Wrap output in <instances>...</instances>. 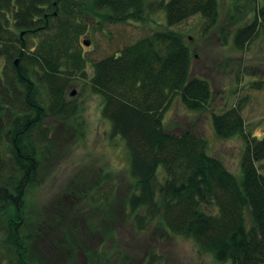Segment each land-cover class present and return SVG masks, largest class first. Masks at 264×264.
<instances>
[{
	"label": "trees",
	"instance_id": "16d2710c",
	"mask_svg": "<svg viewBox=\"0 0 264 264\" xmlns=\"http://www.w3.org/2000/svg\"><path fill=\"white\" fill-rule=\"evenodd\" d=\"M231 2L232 18H248L233 37L242 50L264 34V0ZM145 6L165 11L164 28L92 63L91 86L102 97V114L112 136L122 137L128 150L133 187L123 200L126 214L139 231L159 222L222 264H264V174L258 165L264 137L247 128L241 103L212 114L218 136L244 142L241 176L209 153L206 137L190 128L174 131L166 123L178 99L196 112L211 101L212 84L192 74L194 53L172 27L194 15L204 19L206 30L214 27L219 0H0V264L120 262V249L95 247L94 223L77 222L63 231L53 257L36 262L32 247L39 220L29 218L26 197L54 146L49 121L79 113L68 87L86 69L77 44L87 15L111 22L145 20ZM99 192H89L93 206L110 200L99 198ZM53 219L47 222L57 228L61 223L56 215Z\"/></svg>",
	"mask_w": 264,
	"mask_h": 264
},
{
	"label": "rangeland",
	"instance_id": "374dc122",
	"mask_svg": "<svg viewBox=\"0 0 264 264\" xmlns=\"http://www.w3.org/2000/svg\"><path fill=\"white\" fill-rule=\"evenodd\" d=\"M157 1L146 0V3ZM219 5V20L208 30L200 15L172 27L185 36L194 53L192 74L210 81L213 96L208 107L200 112L188 110L176 100L167 113L166 123L174 131L190 128L206 137L209 153L241 176L244 142L240 137L218 136L212 114L240 102L247 128L256 137H264V34H259L245 49H237L233 42L235 31L248 18L231 17L234 13L231 0H219ZM149 7L145 6V20L111 22L94 13L86 17L87 29L77 44L85 57L86 69L68 87V98L79 105V113L68 120L49 121L53 126L54 146L42 160L39 179L26 197L29 218L39 220L34 225L36 230L39 228V234L33 239L32 247V257L38 263L53 257L55 246L63 240V231L77 222L79 226L95 224V234H99L95 247L120 249L118 264H147L151 255L156 256L153 264H222L212 254L202 251L194 240L168 232L159 222L139 231L123 206L133 187L128 150L122 137L112 136L111 123L102 114V97L91 86L92 63L163 29L165 11L159 6H152L153 10ZM84 40L90 44H84ZM8 63L3 61L2 65L9 67ZM256 82L261 87H255ZM258 165L264 174V159ZM93 188L100 191L99 198L109 195L110 200L93 206L89 193ZM53 215L61 223L57 228L47 222ZM30 227L33 229V223ZM83 252L79 253L82 261L86 258Z\"/></svg>",
	"mask_w": 264,
	"mask_h": 264
},
{
	"label": "water",
	"instance_id": "95a60500",
	"mask_svg": "<svg viewBox=\"0 0 264 264\" xmlns=\"http://www.w3.org/2000/svg\"><path fill=\"white\" fill-rule=\"evenodd\" d=\"M84 44H86V45H89L90 44V41L89 40H84ZM18 61H16V63H17ZM75 93V91H73L72 92V94H74Z\"/></svg>",
	"mask_w": 264,
	"mask_h": 264
}]
</instances>
